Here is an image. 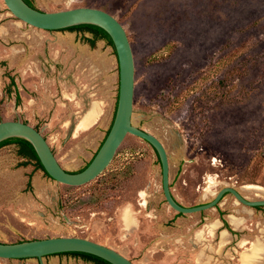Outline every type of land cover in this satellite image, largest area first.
Returning <instances> with one entry per match:
<instances>
[{"label": "rangeland", "instance_id": "1", "mask_svg": "<svg viewBox=\"0 0 264 264\" xmlns=\"http://www.w3.org/2000/svg\"><path fill=\"white\" fill-rule=\"evenodd\" d=\"M31 2L45 11L98 7L122 22L136 65L133 122L165 144L182 203L210 201L226 185L264 198V0ZM85 36L91 34L29 25L0 0V121L37 127L72 172L106 137L119 95L115 47L105 39L93 46ZM96 108L95 120L79 125ZM20 161L16 144L0 148L1 242L82 236L130 247L142 264H264V207L227 193L220 207L180 214L165 199L156 150L136 135L79 186ZM53 261L89 264L72 255L44 257V264Z\"/></svg>", "mask_w": 264, "mask_h": 264}, {"label": "water", "instance_id": "2", "mask_svg": "<svg viewBox=\"0 0 264 264\" xmlns=\"http://www.w3.org/2000/svg\"><path fill=\"white\" fill-rule=\"evenodd\" d=\"M9 10L20 20L45 30H58L80 24H94L105 29L111 36L119 63V95L112 126L98 152L83 170L72 172L59 162L45 135L35 126L22 120L0 121V142L11 137H23L34 146L46 172L56 181L69 185H83L97 178L113 161L119 147L128 134L136 135L156 150L162 167V189L167 203L178 212L194 213L220 205L227 193L251 207L264 206V198L249 199L235 186L222 187L210 201L185 205L175 197L171 186V165L168 150L154 133L133 122L136 88L134 51L127 30L112 13L98 7L78 6L68 9L45 11L30 5L26 0H4ZM86 252L97 255L112 264H136L117 249L82 236H53L20 242H1L0 258H38L61 252Z\"/></svg>", "mask_w": 264, "mask_h": 264}, {"label": "trees", "instance_id": "3", "mask_svg": "<svg viewBox=\"0 0 264 264\" xmlns=\"http://www.w3.org/2000/svg\"><path fill=\"white\" fill-rule=\"evenodd\" d=\"M26 1L30 5L34 6L32 4V2H31V0H26ZM58 30H79V31H84V32H87V33L91 34V36H85V39L88 42H90L91 45L95 46L97 40L105 39V40H107L110 44H112L115 47L114 42H113L111 36L109 35V33L105 29H103L102 27H100L98 25H94V24H80V25H74V26H70V27H66V28H62V29H58ZM10 90L12 92L11 88H10ZM117 104H118V101H117ZM117 104H116L114 117H115L116 110H117ZM12 143L16 144L17 154L21 158V161L19 162V166H25L26 167V166L32 165L33 166V170L42 169L47 174V176L52 178L46 172V170L43 167V165L41 163V160H40V158H39V156H38L33 144L28 139L23 138V137H11V138L5 139L2 142H0V148L5 146V145L12 144ZM75 172H78V171H75ZM28 183H29V185H31V178L29 179ZM172 185L173 184L171 182V186ZM217 207H220V206L217 205ZM263 207L264 206H255V208H257V209H262ZM179 213L183 214L182 212H179ZM221 214H223V213H221ZM222 219L224 221V226L226 228H228L231 232L236 233L235 230L230 225V223L228 222V220H226L224 217H222ZM62 254L78 256V257H81L84 261L90 262V263H93V264H112L109 261H107V260H105V259H103V258H101V257H99L97 255L86 253V252H77V251L61 252V253L50 254V255H47V256L62 255ZM47 256H45V257H47ZM22 259H29V258H22ZM36 259H38V258H36Z\"/></svg>", "mask_w": 264, "mask_h": 264}, {"label": "crops", "instance_id": "4", "mask_svg": "<svg viewBox=\"0 0 264 264\" xmlns=\"http://www.w3.org/2000/svg\"><path fill=\"white\" fill-rule=\"evenodd\" d=\"M173 190V189H172ZM175 197L177 198V200H179L181 203L182 201L179 199L178 195H176V193L173 191ZM184 204V203H183ZM236 217V216H235ZM241 222V221H240ZM234 223V222H233ZM219 224L218 222L215 223V225ZM224 225V224H223ZM232 236V235H231ZM233 237V236H232ZM117 249V248H115ZM124 249L126 250H121V249H117L118 251H120L121 253H123L124 255H126L127 257H129L131 260H133L136 264H142L143 262H145V259H142V260H137L134 258L135 256V250H133L132 248L130 247H125ZM249 256L244 254L243 258L247 259ZM142 261V262H141ZM89 264H93V263H90V262H87ZM47 264H59L57 262H50V263H47Z\"/></svg>", "mask_w": 264, "mask_h": 264}, {"label": "bare ground", "instance_id": "5", "mask_svg": "<svg viewBox=\"0 0 264 264\" xmlns=\"http://www.w3.org/2000/svg\"><path fill=\"white\" fill-rule=\"evenodd\" d=\"M97 114H98V109L96 108V109H94L92 112H90L88 115H86V117H84V118L82 119V121L80 122L79 125H90V124L95 120ZM255 188H257V189H262V187H260V186H255ZM128 213H130V211H129ZM234 218H235V217H234ZM244 220H245V219H244ZM129 221H130V220H129ZM131 221H132V220H131ZM233 222H234V224L238 225V224L240 223V220H239V219H238V220H234ZM132 225H133V224H132ZM130 228H131V227H130Z\"/></svg>", "mask_w": 264, "mask_h": 264}, {"label": "flooded vegetation", "instance_id": "6", "mask_svg": "<svg viewBox=\"0 0 264 264\" xmlns=\"http://www.w3.org/2000/svg\"><path fill=\"white\" fill-rule=\"evenodd\" d=\"M107 136V135H106ZM106 138V137H105ZM105 138L103 139V141L101 142V144L99 145L98 149L96 150V152L94 153V155L92 156V158L89 160V162L82 168V170L87 167V165L92 161V159L94 158V156L96 155V153L98 152L99 148L101 147V145L103 144ZM81 171V170H80Z\"/></svg>", "mask_w": 264, "mask_h": 264}]
</instances>
